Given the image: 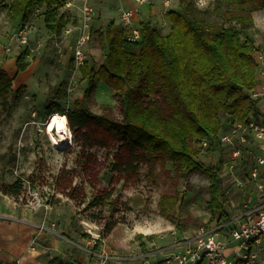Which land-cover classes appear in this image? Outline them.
I'll return each instance as SVG.
<instances>
[{"label": "trees", "instance_id": "1", "mask_svg": "<svg viewBox=\"0 0 264 264\" xmlns=\"http://www.w3.org/2000/svg\"><path fill=\"white\" fill-rule=\"evenodd\" d=\"M67 1L0 0V7L11 20L20 23L29 20L31 10L43 9L46 29L59 34L69 23L67 15L59 13ZM214 1L228 25L210 22L207 9L196 7L193 0H178L177 8L164 13L168 25L164 33L150 19L136 20L139 37L135 40L129 39V28L114 21L96 31L97 41L106 53L96 69L88 68L86 62L79 71L88 85L75 108L66 111L72 147L77 148V167L55 177L58 194L72 200L79 197L76 204H82L87 186L93 193L85 207L103 208L114 196V184L122 180L135 183L143 178L144 168L149 178L157 162H169L178 174L195 172L207 178L205 206L211 219L219 224L232 219L220 175L223 163L205 166L198 162L196 144L207 139L209 147L205 150L213 151L219 147L218 136L234 123L262 115L251 97L259 83V67L254 58L258 46L249 29L254 25L253 13L264 11V0ZM22 58L19 55L16 59L17 72L26 68ZM98 82L105 83L119 103L116 116L109 112L108 105L101 113L90 109L88 104ZM25 89L20 86L12 93L13 99L19 100ZM10 92L11 78L0 69L2 102L7 101ZM44 110L48 117L64 114L54 101ZM102 170L109 172L107 184L97 173ZM21 189L19 179L0 183V192L13 198ZM161 202L164 213L174 210V196L163 197ZM101 212L91 213L88 219L100 226L103 238L119 219Z\"/></svg>", "mask_w": 264, "mask_h": 264}, {"label": "rangeland", "instance_id": "2", "mask_svg": "<svg viewBox=\"0 0 264 264\" xmlns=\"http://www.w3.org/2000/svg\"><path fill=\"white\" fill-rule=\"evenodd\" d=\"M74 1L75 5H81V0ZM155 1L163 10L164 8L165 11L169 10L163 4V0ZM170 1L171 8H177L178 0ZM125 2L90 1L97 23L91 26L87 45L88 68L96 69L106 53L105 48L97 41L96 31L103 30L110 21L117 23L118 8L126 7ZM205 4L203 8L207 9V18L210 22L229 24L223 18L222 10L216 1L208 0ZM148 6H153V0L147 5V9L150 10ZM43 11L33 9L29 12L31 39L27 47H19L12 40V33L20 22L11 20L5 9L0 7V69L11 78L12 91L6 102L0 99V183L9 184L19 179L22 184L17 198L0 192V207L5 210L13 202L14 205H19L23 213L37 222L35 227L37 234L32 238L34 244L39 235H46L43 238L45 244L48 245L56 239L65 249L74 250L79 254L80 249L75 244L82 246L89 238L98 237L99 246L119 259L116 264L133 262L154 251L147 256L149 261L155 264L173 252V249L167 247L174 240L192 237L201 227L207 230L215 228L216 222L210 218L205 206L209 186L207 178L195 172L178 174L169 162H157L149 178L145 176L144 168L141 172L143 178L136 179L135 183L122 180L118 185L114 184V196L103 208L85 207L89 195L93 193L87 186L82 204H76L79 197L72 200L58 194L54 179L61 171L77 167V148L72 147V135L71 144L69 142L62 149L50 145L45 135V126L50 117L45 114L44 109L54 101L64 109V114L60 115H66V111H72L76 106L75 102L83 98L88 80L82 78L80 73L71 67L67 47L72 43V38H63L62 31L59 34L50 33L43 22ZM59 13L67 15L69 22L75 21L78 17L75 8L67 10L63 7ZM253 19L254 25L249 29V34L254 37L255 44L262 47L264 11L253 13ZM164 21V15L161 14V22L157 21L156 25L162 33L168 29ZM7 46L10 51H6ZM19 55L23 57L22 63L26 64L22 72L16 71V59ZM20 86H25L26 89L19 100L15 101L12 93ZM58 88L60 92L56 93ZM88 105L96 113H101L108 105L111 107L109 111L111 114L115 116L119 114V103L113 99L103 82L96 84L94 97ZM221 117L226 123L225 116ZM67 127L70 130L68 124ZM255 145V142L250 141L247 147L244 164L248 167L261 150ZM196 147H199L197 160L201 164L208 166L222 161L220 175L223 179V191L228 196L229 208L233 213L239 211L246 200V192L253 187L251 185L236 187L224 175L228 148L222 149L219 146L209 151L201 149L199 143ZM246 169L247 167L238 168V172L243 174ZM90 172L93 173L92 167ZM97 173L102 182L107 184L109 172L102 170ZM169 196L175 197L174 210L164 213V204L161 200ZM100 210L102 215L112 214L113 218L119 219V223L103 238L100 236V226L88 219L91 213L95 211L100 213ZM40 225L46 230L40 231L38 228ZM50 230L54 233L49 232ZM227 231L223 230L219 236L226 239ZM158 249L160 250L156 252ZM47 255L53 256L48 252ZM56 258L53 256L52 259L56 260L57 264L83 263L72 258H68V262L63 260L64 263H59L60 260Z\"/></svg>", "mask_w": 264, "mask_h": 264}, {"label": "built area", "instance_id": "3", "mask_svg": "<svg viewBox=\"0 0 264 264\" xmlns=\"http://www.w3.org/2000/svg\"><path fill=\"white\" fill-rule=\"evenodd\" d=\"M2 1L10 3L12 0ZM90 1L92 0H81V5L77 6L74 0H68L64 5L67 10L75 8L79 12L77 19L69 22L62 31L63 38H72V43L67 49L71 57L72 69L77 73L88 61L87 45L95 18V11ZM122 1L130 3V6L118 8L117 24L129 28L131 30L129 39L135 40L139 37L135 23L140 8L150 5L151 0ZM207 1L193 0V3L196 7L203 8ZM163 4L167 9L172 7L170 0H163ZM30 34L29 22H22L13 31L12 40L19 47H27ZM6 51H10L9 46L6 47ZM60 53L62 54V51ZM254 58L259 67V83L251 92V97L258 104L260 102L264 104V45L254 51ZM250 141L255 142L261 150L248 167L244 164V153ZM217 143L221 148L227 147L229 151L224 175L236 187L243 188L253 184L251 195L253 202H244L242 208L234 212L232 219L226 223H216L215 228L211 230L201 227L192 237L174 240L167 247L173 249V252L168 253L165 258L155 264H264L260 255L264 236V184L260 181V169L264 167V118L251 116L245 123H234L226 132L218 136ZM200 147L207 149L209 140H202ZM242 167L247 169L240 174L238 168ZM38 228L40 231L46 230L43 225ZM223 230H228L226 239L219 236ZM98 239V237H91L82 246L74 244L87 256L86 264H116L119 259L102 249ZM228 249L230 252H227ZM149 253L126 264H152L147 256Z\"/></svg>", "mask_w": 264, "mask_h": 264}, {"label": "crops", "instance_id": "4", "mask_svg": "<svg viewBox=\"0 0 264 264\" xmlns=\"http://www.w3.org/2000/svg\"><path fill=\"white\" fill-rule=\"evenodd\" d=\"M125 6H130V3L125 2ZM159 6L156 1L153 0V6H148L150 10L147 9V6L140 8L137 20L150 19L155 25L157 21L161 22V14L164 15L166 9L164 8L163 10V8ZM76 16H79L78 11ZM96 23L94 18L92 25L95 26ZM259 107L262 113L260 117L264 118V104L260 102ZM255 146L259 147L257 144ZM260 181L264 184V167L260 169ZM249 185L254 187L253 184ZM252 191L253 189H250L246 192L245 202H253L254 199L251 196ZM22 211L19 205H14L13 202L10 207L7 206L5 210L0 207V264H57L56 260L52 259L53 256L60 260L59 263H64L63 260L68 262V258H72L74 261L78 259V261L83 262L82 264H86L87 256L82 250H79V254H77V252L75 253L74 250H67L64 248V245L56 239L47 245L45 244V239H43L46 235H39V239H37L36 244H34L32 238L37 234L35 228L37 222L33 221L32 218H29L26 213ZM57 214H59V212ZM49 232L54 233L52 230ZM48 246H50V248ZM47 252L53 256H48ZM66 252L67 255L65 256ZM227 252H230V249H228ZM260 255L261 257L264 255V236ZM262 258L264 260V257Z\"/></svg>", "mask_w": 264, "mask_h": 264}, {"label": "bare ground", "instance_id": "5", "mask_svg": "<svg viewBox=\"0 0 264 264\" xmlns=\"http://www.w3.org/2000/svg\"><path fill=\"white\" fill-rule=\"evenodd\" d=\"M45 135H46L50 145L56 149H62L66 145H68L70 142V139L68 138L66 133L58 132V125L52 124V119H49V121L47 122V124L45 126ZM61 136H64L65 138L63 140H61L60 139ZM53 141H57V143H53Z\"/></svg>", "mask_w": 264, "mask_h": 264}, {"label": "clouds", "instance_id": "6", "mask_svg": "<svg viewBox=\"0 0 264 264\" xmlns=\"http://www.w3.org/2000/svg\"><path fill=\"white\" fill-rule=\"evenodd\" d=\"M52 124H56L58 125V132H64L66 133V135L68 136V138H71V131L68 130L67 128V116H61L59 113H56L53 117H52ZM65 137L61 136L60 139L63 140ZM53 143H57V141H53Z\"/></svg>", "mask_w": 264, "mask_h": 264}]
</instances>
